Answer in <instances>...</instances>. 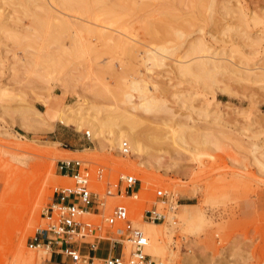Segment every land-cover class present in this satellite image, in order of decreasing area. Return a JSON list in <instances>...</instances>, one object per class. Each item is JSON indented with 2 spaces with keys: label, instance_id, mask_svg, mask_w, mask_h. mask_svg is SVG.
<instances>
[{
  "label": "rangeland",
  "instance_id": "obj_1",
  "mask_svg": "<svg viewBox=\"0 0 264 264\" xmlns=\"http://www.w3.org/2000/svg\"><path fill=\"white\" fill-rule=\"evenodd\" d=\"M24 1L0 0V264L37 259L28 241L55 187L68 181L58 170L67 157L123 166L145 188L178 194L176 225L138 215L147 236L146 225L156 231L161 264H264V0H88L83 13L62 9L79 18L63 31L37 6L42 24L26 14ZM201 35L235 68L208 86L204 76L197 82L177 72ZM158 45L172 52L163 55L168 63L151 67L144 49ZM139 78L168 109L137 106L144 101L132 87ZM62 111L113 124L98 130L97 144L91 124L61 123ZM36 114L41 129L20 126L36 124ZM129 137L141 150L122 157L118 148L125 140L132 147Z\"/></svg>",
  "mask_w": 264,
  "mask_h": 264
},
{
  "label": "built area",
  "instance_id": "obj_2",
  "mask_svg": "<svg viewBox=\"0 0 264 264\" xmlns=\"http://www.w3.org/2000/svg\"><path fill=\"white\" fill-rule=\"evenodd\" d=\"M92 136L85 130L88 141ZM117 152L129 155V142L123 141ZM118 167L91 166L80 158L58 161L68 181L55 187L43 221L28 241L37 258L33 264H161L147 249L149 239L138 215L142 221L165 222L180 198L163 185L145 188L135 171ZM135 201L143 205L139 212Z\"/></svg>",
  "mask_w": 264,
  "mask_h": 264
},
{
  "label": "bare ground",
  "instance_id": "obj_3",
  "mask_svg": "<svg viewBox=\"0 0 264 264\" xmlns=\"http://www.w3.org/2000/svg\"><path fill=\"white\" fill-rule=\"evenodd\" d=\"M12 1V0H11ZM57 6H55V5H53V3H50L51 1H49V0H39V1H37V0H26V1H24L23 3H22V6H23V9L25 8V12H26V14L28 13V14H32V16L34 15L35 16V20H37V22H38V20H39V22H41V19H39L38 17L39 16H41L40 15V12H39V10H38V12H36L37 10L34 8L35 6H37V7H39L40 9H42V10H44V11H42V12H45V14H49V16H51V17H53V19L54 20H56V21H58V23H56L55 24V26L54 27H57V29H59V30H65L64 28H67V27H69L71 24H77L79 21H77L76 20V18L77 19H79L78 17H74V16H76V15H73V17H72V15H69V16H71V17H68L67 18V16L66 15H68V13H66L65 11H63V10H68V11H70V12H73V11H76V12H81V13H83V12H85L89 7V5L87 4V2L86 1H88V0H52ZM100 1V0H99ZM213 0H210V3L212 2ZM103 2V1H102ZM204 2V1H203ZM214 2V3H213ZM212 3L213 4H216L215 3V1H213ZM16 3V2H15ZM95 4H96V1H95ZM202 5V4H201ZM211 5V6H210ZM8 6V5H7ZM208 6H210L211 8L213 7L212 6V4H209ZM207 6V7H208ZM20 7V6H19ZM209 7V8H210ZM17 8V7H16ZM22 8V7H21ZM210 8V9H211ZM14 9V8H13ZM19 9V8H18ZM63 9V10H62ZM213 9V8H212ZM231 9V8H230ZM238 9H240V8H238ZM17 10V9H16ZM19 11H20V9H19ZM22 11V10H21ZM23 12V11H22ZM31 12V13H30ZM239 12H240V10H239ZM13 14V13H12ZM25 14V13H24ZM14 15H15V11H14ZM245 15V14H244ZM1 16H2V14H1V10H0V18H1ZM38 16V17H37ZM66 16V17H65ZM13 17V16H12ZM243 17V16H242ZM9 18V17H8ZM28 18V17H27ZM38 18V19H37ZM70 18H75V20H72V19H70ZM241 18V17H240ZM244 18V17H243ZM242 18V19H243ZM252 18V17H251ZM52 19V20H53ZM241 19V20H242ZM245 21V20H244ZM2 22V21H1ZM5 22V21H4ZM36 22V23H37ZM11 23V22H10ZM86 23V22H85ZM7 24H9V23H7ZM40 24H42V22L40 23ZM53 24V23H52ZM80 24H82L81 22L79 23V25ZM90 24V23H89ZM88 24V25H89ZM83 25V24H82ZM81 25V26H82ZM9 26V25H8ZM34 26H36V25H34ZM98 26L99 27H101V28H103V29H107L106 28V26H104V25H101V24H98ZM1 27V26H0ZM10 28H11V26H10ZM42 28V27H41ZM52 28V27H51ZM81 28V27H80ZM83 29V28H82ZM38 30H39V28H38ZM56 30V29H55ZM62 30V31H63ZM89 30V29H88ZM101 31V32H104V31H102V30H100V29H97V31ZM110 30V29H109ZM113 31V30H112ZM60 32V31H59ZM95 32V31H94ZM114 32V31H113ZM61 33V32H60ZM59 33V34H60ZM64 33H65V31H64ZM68 33V32H67ZM100 33V32H99ZM98 33V34H99ZM111 33V31L109 32V34ZM121 33V32H120ZM119 33V34H120ZM177 33H179L178 34V36L180 35V32L178 31ZM104 34V33H103ZM108 33H106V35H105V38H106V36L109 38V39H111V37H110V35H109ZM113 33H111V35H112ZM123 33H121V35H122ZM166 34H168V33H166ZM175 34H176V32H175ZM182 35H183V33H181ZM100 35V34H99ZM98 35V36H99ZM121 35H119V36H121ZM128 35H129V33H128ZM173 35H174V32H173ZM182 35H180V37L182 36ZM72 36V35H71ZM104 36V35H103ZM114 36V35H113ZM16 37V36H15ZM92 37H94V36H92ZM115 37V36H114ZM114 37H112V38H114ZM128 37H130V35L128 36ZM128 37L126 38V39H128ZM206 37V36H205ZM116 38H117V36H116ZM119 38H121V37H119ZM118 38V39H119ZM131 38V37H130ZM161 38V37H160ZM174 38H175V36H174ZM19 39V38H18ZM107 39V38H106ZM115 39V38H114ZM134 40H135V38H133ZM132 39V40H133ZM176 39V38H175ZM16 40H17V38H16ZM123 40V39H122ZM129 40V39H128ZM138 40V39H137ZM63 41V40H62ZM130 41H131V39H130ZM17 42V41H16ZM22 41H20V43H21ZM118 42H120L119 40H118ZM134 42V41H133ZM136 42V41H135ZM130 43V42H129ZM147 43H148V41H147ZM163 43V42H162ZM165 43V42H164ZM60 44H61V41H60ZM171 44V43H170ZM181 44V43H180ZM183 44H185V43H183ZM125 44H123V47H125L124 46ZM148 46H149V44H147ZM153 45H154V43H153ZM182 45V44H181ZM188 45H190L189 46V50H185L184 52V54H185V56H186V53H187V57H191V58H189L188 60L186 59L185 61H184V59L183 60H181L182 58H186L184 55H182V57L180 58V59H178L179 60V62H181L182 61V63L180 64H175L176 66H178L179 68V70L177 69V72H180V75H181V73L184 75H186V77H187V74H188V76H190L189 78H195V81H196V79H197V82H198V80H200L203 76L205 77V80L203 81L202 80V83H201V85L204 83V84H208L209 82L211 83V80L210 79H212V81H216L217 80V78L216 77H218L219 75H221V74H224L227 70H233V72H234V69L235 68H232V64H233V62H231V63H228V62H226V61H224V58L221 56H219L220 54L217 52V53H214V50H213V52H211V46H209V44L206 42V40H205V38L201 35V36H199L197 39H194V41H190V44H188ZM127 46V45H126ZM132 46V45H131ZM151 46H152V44H151ZM166 46V45H165ZM183 46V45H182ZM62 47H64V46H62ZM122 47V46H121ZM138 47V46H137ZM136 46L134 47V48H137ZM152 47H154V46H152ZM176 47V46H175ZM181 47V46H180ZM138 48H141V47H138ZM176 48H178V46L176 47ZM186 48V47H185ZM170 49H171V47H170ZM169 48H167V47H163V46H155V48L154 49H152V48H148V49H144V51H145V57L146 58H144V59H146V61H145V63L148 61H150V62H152V64H149L148 62V64L149 65H151V67L152 66H162V64H164V62L166 61V56H163L165 53H166V55H168V53H167V51L168 50H170ZM124 50V49H123ZM132 51H133V49H131ZM130 50V51H131ZM137 50V49H136ZM139 50V49H138ZM142 50H143V47H142ZM174 50H177V49H173V52H174ZM160 51V52H159ZM171 52H172V49L170 50ZM187 51V52H186ZM162 52H164V53H162ZM169 52V51H168ZM138 53H139V51H138ZM170 54H172V53H170ZM174 54V53H173ZM147 55V56H146ZM171 56V55H170ZM194 56V57H193ZM142 57V56H141ZM164 57H165V59H164ZM168 57H169V55H168ZM147 58H148V60H147ZM178 58V57H177ZM165 60V61H164ZM178 60H177V62H178ZM181 60V61H180ZM164 61V62H163ZM165 63H168V62H165ZM175 63H176V61H175ZM166 65H168V64H166ZM163 66H165V65H163ZM148 67V66H147ZM150 67V66H149ZM148 67V68H149ZM177 68V67H176ZM149 69H151V68H149ZM176 70V69H175ZM150 76V75H149ZM210 77V78H208V77ZM141 77V76H140ZM152 77V76H151ZM206 77H207V80H206ZM143 78H144V76H143ZM193 78V79H194ZM200 78V79H199ZM139 79H142V78H139ZM146 79H147V77H146ZM148 79H150V77L148 78ZM183 79V78H182ZM192 79V80H193ZM202 79H204V78H202ZM218 79H221V78H218ZM135 80V79H134ZM133 80V88H134V90H136V91H139V92H143V94H144V101L141 103V104H139V105H137V106H139L140 108H142L144 111H146V112H152V111H154V110H156V109H164V108H169L168 106L167 107H165V102H164V99L163 98H159V97H157L155 94H153L150 90H149V88L147 87V86H149V85H147V83L148 82H150L149 80H145V79H142V80H136V81H134ZM191 80V79H190ZM173 81V80H172ZM186 81V80H185ZM153 82V81H152ZM188 82V81H187ZM200 82V81H199ZM151 83V82H150ZM158 83V82H157ZM190 83V82H189ZM155 84V83H154ZM206 84V86H208ZM156 85V84H155ZM167 86V85H166ZM191 86V85H190ZM204 86V85H203ZM154 87H156V86H154ZM165 87V86H164ZM196 88V87H195ZM171 89V88H170ZM157 90V89H156ZM161 91V90H160ZM162 91H164V90H162ZM162 93H164V92H162ZM162 93H161V95H162ZM169 93V92H168ZM175 94V93H174ZM131 94L130 93H126L125 94V96L127 97V99H130L131 98V96H130ZM166 100V99H165ZM97 115V114H96ZM92 116V115H91ZM91 116H84V117H81V118H78V119H75V117H72L71 115H69V114H67V113H64L63 111L62 112H59L58 114H57V119L61 122V123H64V124H67V125H69V124H73V123H76L77 125L76 126H78V127H80L81 125H83V124H85V123H89V124H91L92 125V127H93V130H94V128H95V137H93L94 139V141H95V143H99V141H98V136H99V133L101 132H99L98 133V130L99 129H101L102 127H104L105 126V124L107 125L108 123L110 124V121L109 120H106L107 119V117H105V119H104V117H102L101 119H98V117L96 116V118H94L95 116L93 115V117H91ZM41 116L39 115V114H36L35 116H34V118L33 119H35L36 121H37V123L35 124V123H33V122H29V121H21L20 122V126L22 127V128H24L25 130H27V131H29V132H37L38 131V129H41V127L43 126V123H40V122H42L41 121ZM92 118H94V119H98L97 120V123H99L100 125H98V127H95V126H97V124H93V121H96V120H94L93 119V121L92 120H90V119H92ZM100 118V117H99ZM108 119H109V117H108ZM112 119V118H111ZM131 119V118H130ZM133 119V118H132ZM104 120L106 121V122H104ZM40 121V122H39ZM111 123L113 124V121H111ZM112 124H111V126H112ZM111 126H108L107 125V127H111ZM105 128H106V126H105ZM41 131V130H40ZM103 132V131H102ZM185 133V132H184ZM101 134V133H100ZM103 134V133H102ZM182 136V137H181ZM180 136V140L182 141V142H184L183 140H185L186 138H184L185 136H186V134H185V136H183V135H181ZM128 138V137H127ZM130 138V137H129ZM130 140H131V143H132V139L130 138ZM178 140V139H177ZM134 141V140H133ZM135 143V142H134ZM181 143V142H180ZM133 144V143H132ZM135 144H137V143H135ZM135 144H133V146L132 147H130V149L132 148L133 150H138V151H140L141 150V147H139V145H135ZM131 149V150H132ZM134 164H136V162L134 163ZM141 165H142V163H140ZM145 179H147V178H145ZM180 206V205H179ZM178 206V207H179ZM178 210V209H177ZM177 210H176V212L175 213H173V214H171V216H170V218H169V220H167V221H165V222H160V223H166V222H170L172 225H176L177 223H178V220H177ZM185 223V222H184ZM146 228H147V230L149 231V234H148V239H149V244H148V248H149V250H151V252H153V255H154V258L156 259V260H159L160 259V255H162V250L160 249V248H158L157 246H156V241H157V239H156V236H157V234H156V231L154 230V228H151V227H148L147 225H146ZM162 259V258H161ZM160 259V260H161Z\"/></svg>",
  "mask_w": 264,
  "mask_h": 264
}]
</instances>
